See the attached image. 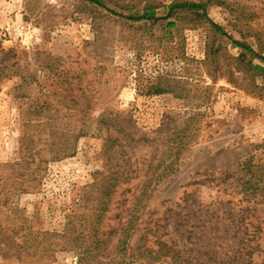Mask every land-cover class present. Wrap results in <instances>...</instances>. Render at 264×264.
<instances>
[{
    "label": "rangeland",
    "instance_id": "1",
    "mask_svg": "<svg viewBox=\"0 0 264 264\" xmlns=\"http://www.w3.org/2000/svg\"><path fill=\"white\" fill-rule=\"evenodd\" d=\"M102 1L123 16L154 2L160 6L156 15L165 16L176 0ZM232 1L257 12L251 32L260 33L259 41L252 35L244 40L264 56V0ZM107 10L85 0H0V69L6 68L0 75V228L13 247H23L20 259L0 252V264H77L72 251L50 253V235L63 231L68 216L87 214L85 192L95 172L109 166L132 171L111 198L100 228L107 233L124 220L147 166L160 155L162 135L188 118H194L193 141L177 171L152 193L141 228L157 221L159 232L186 255L199 256L204 248L224 255L237 248L234 235L247 202L264 218V195H243L209 176L233 172L249 158L264 166V82L242 71V51L185 12L146 29ZM206 12L240 41L225 8L209 6ZM93 22L103 24L104 40L97 39ZM157 76L170 80L175 91L148 94ZM85 101L94 106L93 119L108 112L129 136L110 149L105 130L94 122L71 155L53 159L62 150L58 139L69 131L74 137L78 128L77 115L65 119L60 107ZM259 228L257 241L264 247V225ZM253 263L264 264V255L255 253Z\"/></svg>",
    "mask_w": 264,
    "mask_h": 264
},
{
    "label": "trees",
    "instance_id": "2",
    "mask_svg": "<svg viewBox=\"0 0 264 264\" xmlns=\"http://www.w3.org/2000/svg\"><path fill=\"white\" fill-rule=\"evenodd\" d=\"M95 7L107 10L102 0H85ZM209 6H219L225 8L234 18V28L240 36V41L233 39L218 24L214 23L207 15L206 9ZM160 6L154 2H145L141 12H136L127 16L116 14L107 10L110 14L132 23H143L141 26L146 29H152L158 22L172 18L177 12H185L192 17V22H205L214 30L216 34L225 37L234 47L240 49L242 53L238 60L242 64V71L255 77L262 78L264 82V56L252 49L245 42V37L252 35L259 41V32H251V23L257 19V12L244 4L232 0H176L167 6L165 16H157L155 10ZM109 18V17H106ZM188 17L180 18V21ZM170 27H176L177 23L169 22ZM93 28L97 33V39L104 40V26L101 22H93ZM208 53V52H207ZM249 56L258 60L261 65H253L251 60L245 61ZM5 66L0 69V75H6ZM53 68L51 67V69ZM59 78H63L62 71L55 72ZM147 89L148 94L162 95L175 91L170 86V80L163 76L154 78ZM88 98L86 94H83ZM47 106L42 105L39 109L42 112L47 110ZM65 119H70L77 115L78 119L75 125L78 127L76 135L72 137L71 131L66 139L61 141L62 150H57L52 154V158L67 157L73 149L74 143L78 138L85 137L90 132L91 125L95 122L99 129L106 132V140L111 149L114 144L119 145L120 138L129 136L124 130V126L112 117L110 113L98 114L92 118L94 106L85 101L83 105H69L60 107ZM59 110H56L58 112ZM40 112V113H42ZM194 119V118H193ZM193 119L188 118L183 122H174L170 131L164 133L160 155L154 164L151 162L144 172V178L141 182L137 195L132 199L131 205L126 209L124 220H119L117 229L103 233L101 225L103 224L105 213L109 209L111 198L121 182L131 180L132 171L120 169L117 166H109L94 174V182L85 192L87 195V204L85 209L89 210L86 215L73 214L68 216L64 229L61 233H51L50 253L58 251H72L76 256L77 264H254L253 255L258 253L264 255V247L258 243L260 226L264 225V218L259 216L254 202L246 203L243 209L244 216L239 218L241 226L234 235L238 238L237 248L230 252L220 255L216 250L204 248L199 256L186 255L178 248L177 241L173 238H166V234H161L160 224L157 221L149 220L141 228L144 211L147 202L159 183L172 176L177 171L179 158L194 138ZM67 126L74 129L72 121L65 122ZM115 134V136H112ZM72 137V138H71ZM71 139L72 144L67 145ZM52 136L51 145L55 144ZM108 148V150H110ZM212 176L210 179L215 183H224L232 185L237 192L243 195H255L257 193L264 195V166L254 164L252 158L242 162L239 168L233 172L220 173L218 176ZM231 187V186H230ZM84 208V207H83ZM252 219L249 222H245ZM253 228L249 232L246 226ZM238 236V237H237ZM113 239L115 242L113 243ZM13 238L9 237L2 228H0V252L4 258L15 256L20 259L22 246H14ZM13 251V254H12Z\"/></svg>",
    "mask_w": 264,
    "mask_h": 264
}]
</instances>
